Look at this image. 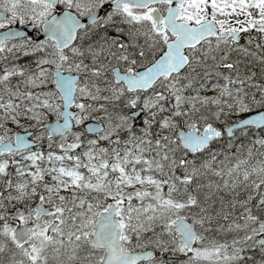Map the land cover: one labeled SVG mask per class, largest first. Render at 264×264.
Instances as JSON below:
<instances>
[{
	"label": "snow or ice",
	"instance_id": "obj_1",
	"mask_svg": "<svg viewBox=\"0 0 264 264\" xmlns=\"http://www.w3.org/2000/svg\"><path fill=\"white\" fill-rule=\"evenodd\" d=\"M0 264H264V0H0Z\"/></svg>",
	"mask_w": 264,
	"mask_h": 264
}]
</instances>
